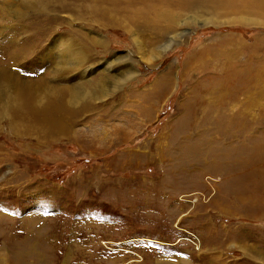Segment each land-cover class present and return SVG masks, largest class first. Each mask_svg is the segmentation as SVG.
I'll return each instance as SVG.
<instances>
[{
	"label": "rangeland",
	"instance_id": "1",
	"mask_svg": "<svg viewBox=\"0 0 264 264\" xmlns=\"http://www.w3.org/2000/svg\"><path fill=\"white\" fill-rule=\"evenodd\" d=\"M163 2L178 23L154 41L139 28L140 49L119 26L97 31V59L135 71L91 101L79 138L0 123V264H214L233 257L223 239L237 219L264 231V0ZM5 9L0 41L19 21ZM49 52L19 61L21 76L48 73Z\"/></svg>",
	"mask_w": 264,
	"mask_h": 264
},
{
	"label": "bare ground",
	"instance_id": "2",
	"mask_svg": "<svg viewBox=\"0 0 264 264\" xmlns=\"http://www.w3.org/2000/svg\"><path fill=\"white\" fill-rule=\"evenodd\" d=\"M4 9L19 21L16 32L1 33L5 35L0 41L5 46L4 54L14 62L0 65V123L4 120L12 133L31 136L38 142L58 137L79 138L81 132L75 129V124L92 110L91 101L102 99L111 86L134 73L125 56L114 55L109 61L97 59L93 54L96 48L104 50L108 45L97 31L119 26L133 34L135 47L140 49L139 28L152 27L150 30L156 33L143 30L140 34L148 33V38L154 41L172 29L180 17L163 0H0V17ZM26 17L32 22H25ZM62 26L65 29H59ZM50 36L51 41L46 42ZM168 47L166 43L161 50ZM43 48L53 53L50 59H44L52 68L48 73L43 69L37 78L21 76L23 69L18 62L39 57ZM114 67L122 69L111 74ZM93 69H97V74L89 77ZM81 136L94 140L95 134Z\"/></svg>",
	"mask_w": 264,
	"mask_h": 264
},
{
	"label": "crops",
	"instance_id": "3",
	"mask_svg": "<svg viewBox=\"0 0 264 264\" xmlns=\"http://www.w3.org/2000/svg\"><path fill=\"white\" fill-rule=\"evenodd\" d=\"M227 126H234L236 124L227 122ZM244 125V124H243ZM245 125H253L252 123H248ZM226 135H233L232 131H230ZM250 135H254L253 129L250 130ZM199 136V135H198ZM166 145L164 144V147ZM168 147V145L166 146ZM169 148V147H168ZM185 149V147H184ZM187 149V148H186ZM189 164V163H188ZM189 167V166H188ZM185 173L184 176H189L190 168L184 169ZM243 218V216L241 217ZM264 220V219H263ZM250 222L247 226L245 223ZM254 220H246V219H237L234 224L230 225L229 233L230 237H226L224 243L226 247H229L231 251L233 250V257L227 260H220L215 259L214 264H264V231L261 227H251V223ZM254 228V230H252ZM257 229L259 231L257 232ZM228 231V228H224L223 232ZM206 252H212L214 250L216 255L220 254L218 247L205 249ZM222 258L223 254L221 253ZM218 258V257H217ZM203 264V263H201ZM209 264V263H208ZM212 264V262H210Z\"/></svg>",
	"mask_w": 264,
	"mask_h": 264
},
{
	"label": "built area",
	"instance_id": "4",
	"mask_svg": "<svg viewBox=\"0 0 264 264\" xmlns=\"http://www.w3.org/2000/svg\"><path fill=\"white\" fill-rule=\"evenodd\" d=\"M193 194H196V193H192V194H187L186 196H191V195H193ZM201 195H202V193H200ZM182 198V197H181ZM195 199V201H196V197H193L192 199H181L182 201H184V202H191L192 200H194ZM188 200V201H187ZM194 201V202H195ZM190 236H192V239H194V240H197V236L194 234V233H190ZM191 242H193V241H191ZM195 242V241H194ZM106 243H108V244H110V242H106ZM106 243H105V245L103 244V246H105L107 249H109V250H114L113 248H111V247H109V246H107L106 245Z\"/></svg>",
	"mask_w": 264,
	"mask_h": 264
}]
</instances>
